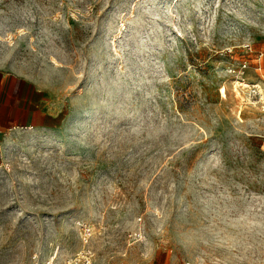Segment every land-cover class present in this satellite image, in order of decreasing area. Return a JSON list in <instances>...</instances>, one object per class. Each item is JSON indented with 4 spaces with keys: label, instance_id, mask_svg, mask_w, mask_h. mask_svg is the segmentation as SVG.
Listing matches in <instances>:
<instances>
[{
    "label": "rangeland",
    "instance_id": "374dc122",
    "mask_svg": "<svg viewBox=\"0 0 264 264\" xmlns=\"http://www.w3.org/2000/svg\"><path fill=\"white\" fill-rule=\"evenodd\" d=\"M0 69V264H264V0H0Z\"/></svg>",
    "mask_w": 264,
    "mask_h": 264
},
{
    "label": "crops",
    "instance_id": "0c3cea01",
    "mask_svg": "<svg viewBox=\"0 0 264 264\" xmlns=\"http://www.w3.org/2000/svg\"><path fill=\"white\" fill-rule=\"evenodd\" d=\"M57 115L43 91L26 77L0 69V135L23 127H50Z\"/></svg>",
    "mask_w": 264,
    "mask_h": 264
},
{
    "label": "built area",
    "instance_id": "2783aa9c",
    "mask_svg": "<svg viewBox=\"0 0 264 264\" xmlns=\"http://www.w3.org/2000/svg\"><path fill=\"white\" fill-rule=\"evenodd\" d=\"M90 236V228L86 225L81 229V248L71 256H64L56 258L55 254L41 257L38 254H34L32 257V264H94L93 253L87 247V241ZM106 264H114L113 262H107Z\"/></svg>",
    "mask_w": 264,
    "mask_h": 264
},
{
    "label": "bare ground",
    "instance_id": "6f19581e",
    "mask_svg": "<svg viewBox=\"0 0 264 264\" xmlns=\"http://www.w3.org/2000/svg\"><path fill=\"white\" fill-rule=\"evenodd\" d=\"M244 86H250L248 83H245Z\"/></svg>",
    "mask_w": 264,
    "mask_h": 264
}]
</instances>
